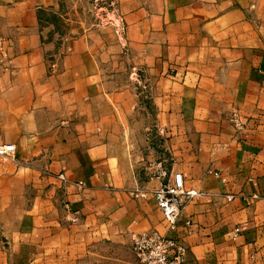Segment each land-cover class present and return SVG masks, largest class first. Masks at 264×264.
Instances as JSON below:
<instances>
[{"label":"crops","instance_id":"obj_1","mask_svg":"<svg viewBox=\"0 0 264 264\" xmlns=\"http://www.w3.org/2000/svg\"><path fill=\"white\" fill-rule=\"evenodd\" d=\"M58 2L0 0V146H15L0 158V264H136L129 234L152 230L183 241V264H264V0H119L132 59L120 90L91 32L44 19ZM135 82L166 131L155 163L201 194L174 232L161 180L106 140Z\"/></svg>","mask_w":264,"mask_h":264},{"label":"rangeland","instance_id":"obj_2","mask_svg":"<svg viewBox=\"0 0 264 264\" xmlns=\"http://www.w3.org/2000/svg\"><path fill=\"white\" fill-rule=\"evenodd\" d=\"M54 12L56 16L45 15L44 19L54 25L58 32L93 34L89 47L97 51L105 76L116 80L113 90L123 89L128 80L126 69L132 59L127 46L121 45L124 44L125 26L119 0H59L58 9ZM132 78L138 82L143 77L136 72ZM137 82L131 89V115H126L123 108L120 110L117 107L120 114L116 125L119 134L106 140L120 155H125L136 177L145 178L150 175L156 158H164L162 140L156 126V107L146 98L151 96L152 90Z\"/></svg>","mask_w":264,"mask_h":264},{"label":"built area","instance_id":"obj_3","mask_svg":"<svg viewBox=\"0 0 264 264\" xmlns=\"http://www.w3.org/2000/svg\"><path fill=\"white\" fill-rule=\"evenodd\" d=\"M234 127L238 130L241 125L237 117L232 118ZM160 138H164L166 131L158 129ZM15 146L6 144L0 146V158L4 160H14ZM151 175L161 180L159 188L153 193L154 200L160 210L163 221L167 224L169 232H174L177 222L184 206L193 198L201 195L195 190H187L183 185L182 174L178 172L168 173L161 162L154 163L151 168ZM58 179L63 183L66 181L62 174ZM137 196L144 194L136 191ZM230 201L231 197H227ZM189 222L185 223L188 227ZM131 252L137 264H183L187 248L182 240L170 237L157 231H144L141 233L129 234Z\"/></svg>","mask_w":264,"mask_h":264}]
</instances>
